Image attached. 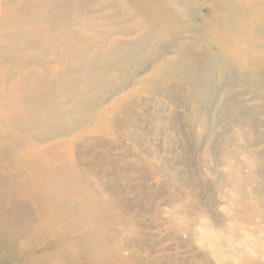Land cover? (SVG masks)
<instances>
[{
	"label": "bare ground",
	"instance_id": "6f19581e",
	"mask_svg": "<svg viewBox=\"0 0 264 264\" xmlns=\"http://www.w3.org/2000/svg\"><path fill=\"white\" fill-rule=\"evenodd\" d=\"M146 93L190 107L217 184L215 211L187 172L170 174L167 229L206 244L216 264H264V0H0V156L16 153L22 176L8 181L32 209L0 216V249L22 238L20 248L37 249L27 264H79V254L145 264L107 255L121 230L110 228L104 182L95 174L90 184L72 151L112 136L108 150H125L97 166L119 174L118 159L138 153ZM116 208L129 216L125 203Z\"/></svg>",
	"mask_w": 264,
	"mask_h": 264
},
{
	"label": "rangeland",
	"instance_id": "374dc122",
	"mask_svg": "<svg viewBox=\"0 0 264 264\" xmlns=\"http://www.w3.org/2000/svg\"><path fill=\"white\" fill-rule=\"evenodd\" d=\"M147 95L152 99L147 98ZM150 95L146 93L142 104L138 105L139 109L136 107V113L139 114H137L138 117L137 115L135 117L139 120L136 121L135 119L134 123L140 125V128H133L134 132H137L136 135L139 133L137 135L139 147L136 148L138 153L133 157L123 156V158L118 159V163L116 166L114 164L113 169L119 174L113 173L110 165L97 166V163L100 164L106 156H114L115 153L124 152V142L122 143V150H108L106 144L113 142L112 136L107 138L96 136L93 138V142L80 144L78 153L72 151L79 164L92 174L89 176L88 171L86 172L90 184L97 183L94 181L95 174L99 180L101 178L104 182V196L107 202L111 203V194H117L116 197L122 200L121 202L118 201L116 205L112 203L104 205L111 216L115 215V221L110 228L115 225L121 230L119 233L117 230L112 233L117 238L115 244L107 246V255L110 256L119 252L130 261H141L145 264H216L215 262L218 261L206 244L198 243L193 237L185 233L182 236L168 230L165 219L159 215L160 209H166L163 204L168 196H166L167 193H165L163 184L167 178H170V174L176 177L178 172V175L182 174V171L187 172L195 186H202L200 187L202 190L200 196L203 204L209 205L213 209L216 208L214 201L218 197L216 194L217 184L210 181L209 174L207 176L205 174L206 169L204 168V161H202L204 154L198 142L200 129L196 128L195 122L192 123L194 118L189 114L191 113L189 112L190 107L181 106L179 100L174 104L168 101L166 103V99L159 94L150 93ZM161 98L162 104H159ZM168 107L172 110L169 113L171 115L167 113L170 110ZM163 108L165 112L168 111L165 113L162 111ZM187 115L191 116L188 117ZM168 118L170 119L167 120ZM192 125L194 127H191ZM143 137L145 140L142 141L141 138ZM148 139L151 144L146 143ZM50 152L63 160H69V156L72 155L69 150L53 149ZM25 154L26 152L22 151V155ZM15 156L16 153L12 150L7 154V158L3 159L0 156V216L9 221H16L20 217H27L28 214L32 213L28 203L14 195L13 186L8 181L10 178L7 172H11L13 178L22 176V173L16 172L12 167L15 166ZM161 157H163V161ZM8 162L10 166L6 165ZM130 165H132L131 170L128 169ZM158 170L164 171L157 173ZM124 203L130 207L129 216L120 215L116 208L117 206L124 207ZM156 205H160V207ZM174 205L177 206V203ZM169 208L171 209V207ZM217 210L218 208L215 211ZM219 213H217L218 216ZM84 231L87 229H83L81 232ZM21 241L22 238H17L1 247L0 264H27V258L37 249L34 246H29L26 250L22 249L19 247ZM57 242L58 240L55 239L49 241L46 248L55 247ZM78 258L79 264H112L107 259L91 258L87 254H79Z\"/></svg>",
	"mask_w": 264,
	"mask_h": 264
}]
</instances>
